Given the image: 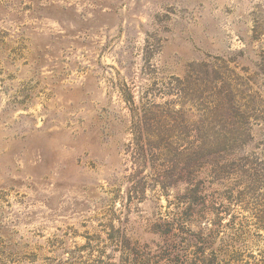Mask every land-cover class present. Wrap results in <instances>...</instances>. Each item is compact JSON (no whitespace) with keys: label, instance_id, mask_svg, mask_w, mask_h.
<instances>
[{"label":"rangeland","instance_id":"obj_1","mask_svg":"<svg viewBox=\"0 0 264 264\" xmlns=\"http://www.w3.org/2000/svg\"><path fill=\"white\" fill-rule=\"evenodd\" d=\"M0 264H264V0H0Z\"/></svg>","mask_w":264,"mask_h":264}]
</instances>
